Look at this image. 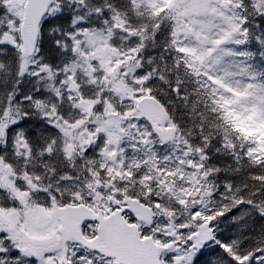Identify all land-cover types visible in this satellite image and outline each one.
Segmentation results:
<instances>
[{"label":"snow or ice","instance_id":"snow-or-ice-1","mask_svg":"<svg viewBox=\"0 0 264 264\" xmlns=\"http://www.w3.org/2000/svg\"><path fill=\"white\" fill-rule=\"evenodd\" d=\"M0 264H264V0H0Z\"/></svg>","mask_w":264,"mask_h":264}]
</instances>
